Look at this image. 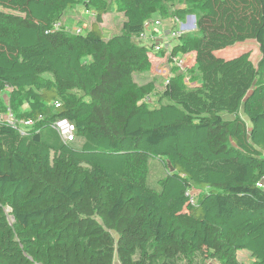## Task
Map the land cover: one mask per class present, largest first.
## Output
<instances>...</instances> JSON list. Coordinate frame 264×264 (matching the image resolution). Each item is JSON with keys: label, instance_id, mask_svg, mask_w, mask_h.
I'll return each instance as SVG.
<instances>
[{"label": "trees", "instance_id": "obj_1", "mask_svg": "<svg viewBox=\"0 0 264 264\" xmlns=\"http://www.w3.org/2000/svg\"><path fill=\"white\" fill-rule=\"evenodd\" d=\"M111 2L122 21L105 38ZM76 6L94 13L84 33L61 21ZM188 16L162 89L138 82L145 23L175 32ZM246 40L257 63L217 55ZM4 92L0 264H247L243 249L264 264V0H0Z\"/></svg>", "mask_w": 264, "mask_h": 264}, {"label": "rangeland", "instance_id": "obj_2", "mask_svg": "<svg viewBox=\"0 0 264 264\" xmlns=\"http://www.w3.org/2000/svg\"><path fill=\"white\" fill-rule=\"evenodd\" d=\"M83 11V12H81ZM82 13V15L80 14ZM91 14H94L92 10H86L83 6H76L74 8L68 9L64 15L63 18L61 19V21H63V24L65 26L66 29H69L70 31H75L76 27H79L81 29V32L84 33L86 32V29L88 28V23L89 20L91 18ZM73 16L78 17V19H76L79 22L78 26L74 27L73 20L75 18H73ZM156 18L155 19H160L162 22V25L164 26V28L168 31L170 29V27H173V22H171L169 19H162L160 18V16H158L156 14ZM121 21H122V15L120 13H118L115 9H114V3L111 2L110 4V9L108 11L107 14L104 15L103 18V22H102V31H103V36L105 38H110L111 36L117 34L120 32V27H121ZM194 21V19H192V22ZM184 24L187 23L183 22ZM181 27V24H180ZM194 27H190L188 29L183 28L182 30L185 31H191L194 32ZM164 31V32H167ZM190 32V33H191ZM168 33V32H167ZM142 43H139L140 45H144ZM176 43V39H173L171 41V44L174 45ZM169 48L170 47H165L164 46V54L161 56L160 55H156L154 54L155 57H153V68L151 70V72L148 73H143V74H137L135 75V79L142 83V82H146L148 80H154L155 84H156V88L157 90L162 89L163 84L166 82V76L168 75V72L170 70V66L172 63H170V60L168 59L169 56ZM242 52H248L250 58L252 59V61L254 63H257L258 60L260 59V51L258 48V44L256 43V41L254 40H246L240 43H237L231 47H227L224 49H221L219 51H217V55L222 56L223 58H231L234 57ZM181 58H184L183 60H185V66L190 65L193 61L192 57H188L187 58V54L185 55H181ZM6 92L4 93H0V100L2 102V104H6ZM156 99L157 97L155 95H151L150 99H148V101H151V106L156 105ZM75 140V139H74ZM193 195H195V192H191ZM9 220L11 221V217H9ZM237 258L239 261L245 262V263H249L251 261V257H250V252L248 250H240L237 252ZM216 261H210V260H206L205 264H215ZM114 264H119L118 261L115 259Z\"/></svg>", "mask_w": 264, "mask_h": 264}, {"label": "built area", "instance_id": "obj_3", "mask_svg": "<svg viewBox=\"0 0 264 264\" xmlns=\"http://www.w3.org/2000/svg\"><path fill=\"white\" fill-rule=\"evenodd\" d=\"M192 19H194L193 16H188L186 18L187 23H183L181 24V27H179L178 31L175 32H168V33H154L152 32V30L150 29V27L155 26L158 27L160 26V22L158 20L154 21L153 24L151 23V21H148L145 23V30L143 33H141L139 35V39L140 40H144L146 41L148 44H150L152 46V50L151 52H158L160 51L162 48H164V46L166 47L168 45V40L167 37L168 36H176L179 35L181 32H183V28H190L192 27V24H195V19L192 22ZM185 21V22H186ZM76 32H79V29H77ZM190 57L189 55H187V58ZM184 58H174L173 60L175 62H177V65L179 66L180 69H184L185 68V60H183ZM0 119L3 121H6L9 124H13V115L11 114V112L9 111V109H7V111L5 112V114L0 115ZM22 124L24 125H30L31 124V120H25L22 122ZM52 126L58 131V133L60 134L61 138L65 141V142H70L73 141L75 138V126L72 122L68 121L67 119H61L58 121H55ZM20 131L22 133L25 132V129L20 127ZM263 182H258L257 185L258 186H262ZM191 202H193V199L190 200ZM217 264V263H215Z\"/></svg>", "mask_w": 264, "mask_h": 264}, {"label": "crops", "instance_id": "obj_4", "mask_svg": "<svg viewBox=\"0 0 264 264\" xmlns=\"http://www.w3.org/2000/svg\"><path fill=\"white\" fill-rule=\"evenodd\" d=\"M81 12H83V11H81ZM80 14L82 15V13H80ZM93 17H94V15L91 14V18H90V20L93 19ZM73 18H75V19L73 20V23H75V24H74V27H75V26L79 25V24H77V23H79V22L76 20V19H78V17L73 16ZM103 18H104V17H103ZM101 26H102V24H101ZM147 53H148V57H149L151 63L153 64V59H152V58L155 57V56H154L155 53H154V52H151V51H148ZM189 56L192 57V54H189ZM251 260H252V258H251ZM210 261H213V260H210ZM204 264H205V263H204Z\"/></svg>", "mask_w": 264, "mask_h": 264}, {"label": "water", "instance_id": "obj_5", "mask_svg": "<svg viewBox=\"0 0 264 264\" xmlns=\"http://www.w3.org/2000/svg\"><path fill=\"white\" fill-rule=\"evenodd\" d=\"M192 27H195V24H192ZM167 164L169 166V169L172 171L173 170V167L171 166V164L169 162Z\"/></svg>", "mask_w": 264, "mask_h": 264}]
</instances>
